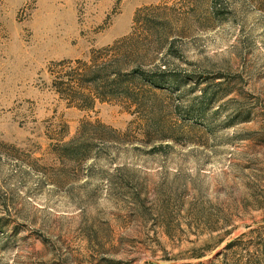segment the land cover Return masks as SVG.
<instances>
[{"label":"rangeland","instance_id":"obj_1","mask_svg":"<svg viewBox=\"0 0 264 264\" xmlns=\"http://www.w3.org/2000/svg\"><path fill=\"white\" fill-rule=\"evenodd\" d=\"M0 264H264V0H0Z\"/></svg>","mask_w":264,"mask_h":264},{"label":"trees","instance_id":"obj_2","mask_svg":"<svg viewBox=\"0 0 264 264\" xmlns=\"http://www.w3.org/2000/svg\"><path fill=\"white\" fill-rule=\"evenodd\" d=\"M71 70V69H70ZM102 70L101 69H97L96 71L92 72V77L90 79H86L84 82L81 81V82H74L76 84H74L73 86L71 85H68L66 86L67 87V90H62L61 89V93L62 91H68L69 93V97H71L72 99H76L78 95H82L81 98L83 99H88V101H95L96 99H99V100H102L103 97L99 96L97 94L96 91H100V88H102L101 86H99L98 83H101L102 80H104V78L102 77L103 74H101ZM166 72L165 71H161L160 73V77H157V76H154V75H150V74H147L145 71L137 68L129 73H121L120 71H117V74L115 75L114 78H116L117 80H119V78H126L127 80H130L131 82L135 81V80H140V81H143L146 83V85H148L150 88L152 89H163V86L165 85V83L167 84L168 83V80L166 79H163L164 76H165ZM66 74H64L63 78L65 77ZM67 76V75H66ZM163 76V77H161ZM106 77V76H105ZM58 80L66 85V84H69L70 83V80H67V82H64L61 78H58ZM126 80V81H127ZM105 81H107V78H105ZM115 81V79L113 80V82ZM85 82H87L89 85H90V88H83L85 87ZM112 82V81H111ZM112 82V83H113ZM94 84V90L92 91V85ZM54 85H55V91L57 93H60V87H59V90H58V86H57V83L56 81L54 82ZM57 86V87H56ZM122 87V86H121ZM83 89L85 90H90V93L92 92L91 96L89 95H86L87 98H84L85 97V94L82 92ZM120 88H117L115 89L116 92L120 91L119 90ZM127 89L128 87L126 86H123L122 90H121V93L123 95L127 94ZM95 91V92H94ZM95 93V94H94ZM206 93L204 91V95L205 96ZM81 108V107H79ZM82 109L84 110H89L91 109V107H82ZM70 145H75V144H69ZM76 148V147H75Z\"/></svg>","mask_w":264,"mask_h":264}]
</instances>
